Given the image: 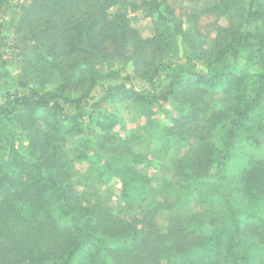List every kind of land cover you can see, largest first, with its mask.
<instances>
[{
	"label": "trees",
	"instance_id": "obj_1",
	"mask_svg": "<svg viewBox=\"0 0 264 264\" xmlns=\"http://www.w3.org/2000/svg\"><path fill=\"white\" fill-rule=\"evenodd\" d=\"M125 3L19 0L4 20L0 0L22 63L2 75L0 264H264V0H212L227 24L206 46L189 21L182 51L165 0L131 3L149 37ZM121 102L144 121L124 137L103 109ZM132 137L180 149L170 178Z\"/></svg>",
	"mask_w": 264,
	"mask_h": 264
},
{
	"label": "rangeland",
	"instance_id": "obj_2",
	"mask_svg": "<svg viewBox=\"0 0 264 264\" xmlns=\"http://www.w3.org/2000/svg\"><path fill=\"white\" fill-rule=\"evenodd\" d=\"M30 0H25L28 3ZM136 0H126L123 6H115L110 12L125 13L131 20L132 26L139 32L143 37H149L152 32V18L146 17L144 12L139 10H133L131 3ZM19 0H9V4L6 9L1 13V19L7 20L12 13V17L17 16L18 9L16 8ZM170 6L173 15V22H170V28L174 32L175 39L180 48L183 50L182 34L188 27L189 21L196 22L197 29L206 39V46H209L213 37L215 36V31L219 25L227 24L228 19L225 16L219 15L216 9H212L208 6L212 0H165ZM16 8V9H14ZM0 19V20H1ZM2 22V21H1ZM9 23V22H8ZM6 23V25H8ZM10 24V23H9ZM14 28L9 29L8 26H0V99L1 96L6 92L8 86L5 84L2 75L4 70L10 71L13 74H17L22 66L20 57L16 54L17 50H14V40H15ZM18 53V52H17ZM119 66L118 62H114V67ZM199 68L203 67L200 62L198 64ZM107 64H102V69H107ZM132 65L128 63L126 65L127 71H132ZM103 109L116 114L122 119L121 123L117 124L114 128L116 134L121 136H127L133 130H141V125L143 124V119H136L133 115H126V104L124 102L113 104L104 103ZM161 111H158L156 117L164 120ZM136 119V120H135ZM186 143V142H185ZM129 144L142 155H144L150 162L149 170L154 177L170 178L171 176V163L172 159L179 155L180 149H174L169 152L164 151L157 142H148L139 137H132ZM71 157V156H69ZM88 164L85 162H77L72 167L71 171H76V177L80 174L85 176L87 173ZM213 180L216 179L215 168L213 167L210 171ZM101 187V186H100ZM77 189H79L77 187ZM103 194L109 198V203L115 211H118L120 200L118 198L120 187L116 179L111 180L107 185L101 187L100 190ZM167 215V214H166ZM163 218V217H162ZM162 218L159 220L161 224ZM162 227H165L161 224Z\"/></svg>",
	"mask_w": 264,
	"mask_h": 264
}]
</instances>
